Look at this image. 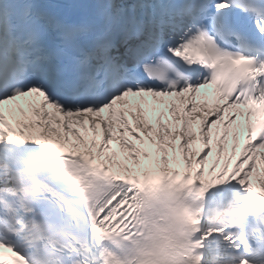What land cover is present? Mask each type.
<instances>
[{
  "label": "snow or ice",
  "instance_id": "obj_1",
  "mask_svg": "<svg viewBox=\"0 0 264 264\" xmlns=\"http://www.w3.org/2000/svg\"><path fill=\"white\" fill-rule=\"evenodd\" d=\"M0 264H264V0H0Z\"/></svg>",
  "mask_w": 264,
  "mask_h": 264
},
{
  "label": "bare ground",
  "instance_id": "obj_2",
  "mask_svg": "<svg viewBox=\"0 0 264 264\" xmlns=\"http://www.w3.org/2000/svg\"><path fill=\"white\" fill-rule=\"evenodd\" d=\"M213 131L215 133V129ZM136 143H138V142H136ZM176 143H177V151H179V144H180V139L179 138H177Z\"/></svg>",
  "mask_w": 264,
  "mask_h": 264
}]
</instances>
